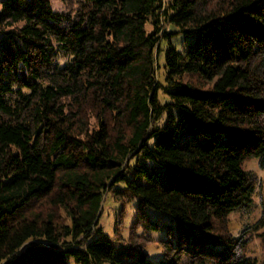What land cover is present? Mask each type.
Segmentation results:
<instances>
[{
    "label": "trees",
    "instance_id": "obj_1",
    "mask_svg": "<svg viewBox=\"0 0 264 264\" xmlns=\"http://www.w3.org/2000/svg\"><path fill=\"white\" fill-rule=\"evenodd\" d=\"M68 3L0 2V264H151L116 259L107 198L172 218L162 264H264V214L229 228L264 169V0Z\"/></svg>",
    "mask_w": 264,
    "mask_h": 264
},
{
    "label": "rangeland",
    "instance_id": "obj_2",
    "mask_svg": "<svg viewBox=\"0 0 264 264\" xmlns=\"http://www.w3.org/2000/svg\"><path fill=\"white\" fill-rule=\"evenodd\" d=\"M50 1L55 11H67L69 1L76 3L80 0ZM165 30L171 32L174 29L166 25ZM189 80L190 77L188 76L184 78L185 82ZM209 86L210 85H207L206 88ZM161 98L163 99L162 94ZM244 168L246 171L255 173L259 181L248 208L236 211L230 215L229 228L231 233L235 236L241 234L247 226L256 223L264 214V169L259 167V163L255 159L248 161ZM136 203V201L128 202L127 200L124 202H115L111 198H107L100 220V226L106 238L114 244L116 248V259H119V255L122 251L127 249V244L138 241L144 242V252L151 264H162L164 262V252L160 242L168 239L167 232L171 225L175 227L172 218L165 213L147 209L149 220L157 225V230L150 226H147L148 229L144 226H138L139 228H136V224L138 223L137 220H139ZM134 227L136 229H134ZM136 252L137 251H134L133 255H136ZM247 255L258 262L264 259V247L258 237L253 238ZM70 264H74V262L71 261Z\"/></svg>",
    "mask_w": 264,
    "mask_h": 264
}]
</instances>
